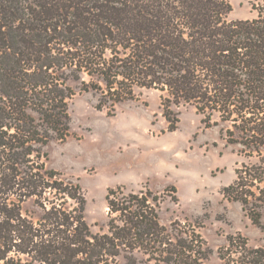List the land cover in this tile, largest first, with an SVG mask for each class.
<instances>
[{
  "label": "trees",
  "instance_id": "1",
  "mask_svg": "<svg viewBox=\"0 0 264 264\" xmlns=\"http://www.w3.org/2000/svg\"><path fill=\"white\" fill-rule=\"evenodd\" d=\"M251 5L253 18L232 20L229 0H0V264L209 259L196 229L162 224L165 197L150 190L110 189L106 228L93 231L82 186L47 166L48 146L72 135L80 93L114 116L136 89H154L170 131L172 108L186 105L207 128L228 125L227 144L255 161L223 194L261 225L252 212L264 208V0ZM228 242L238 256L221 253L225 264H264V248Z\"/></svg>",
  "mask_w": 264,
  "mask_h": 264
},
{
  "label": "rangeland",
  "instance_id": "2",
  "mask_svg": "<svg viewBox=\"0 0 264 264\" xmlns=\"http://www.w3.org/2000/svg\"><path fill=\"white\" fill-rule=\"evenodd\" d=\"M229 1L232 20L253 18L251 3L260 2ZM163 96L158 90L136 89V99L117 106L116 114L109 116L107 110L96 109L95 94H78L70 106L72 135L48 146V168L58 171L65 184L82 186L87 221L95 233L106 228L109 219V190L125 186L164 196L162 224L179 221L196 229L210 251L203 264H225L221 253L226 262L237 258L229 249V236H242L250 247L264 248V208L252 212L256 216L260 211L257 226L241 203L223 194L236 180V171L255 159L227 144L222 129L228 125L207 128L191 105L172 108L179 123L170 131Z\"/></svg>",
  "mask_w": 264,
  "mask_h": 264
}]
</instances>
